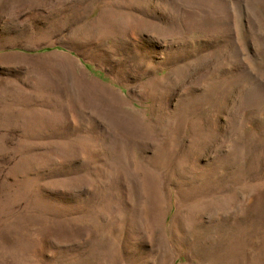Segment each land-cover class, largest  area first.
Wrapping results in <instances>:
<instances>
[{"label": "rangeland", "instance_id": "rangeland-1", "mask_svg": "<svg viewBox=\"0 0 264 264\" xmlns=\"http://www.w3.org/2000/svg\"><path fill=\"white\" fill-rule=\"evenodd\" d=\"M0 264H264V0H0Z\"/></svg>", "mask_w": 264, "mask_h": 264}]
</instances>
